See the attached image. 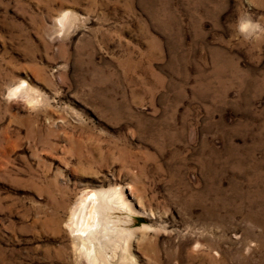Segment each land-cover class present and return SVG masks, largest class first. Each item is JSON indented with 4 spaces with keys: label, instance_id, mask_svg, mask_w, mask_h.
Here are the masks:
<instances>
[{
    "label": "rangeland",
    "instance_id": "1",
    "mask_svg": "<svg viewBox=\"0 0 264 264\" xmlns=\"http://www.w3.org/2000/svg\"><path fill=\"white\" fill-rule=\"evenodd\" d=\"M109 188V264H264V0H0V264H92Z\"/></svg>",
    "mask_w": 264,
    "mask_h": 264
},
{
    "label": "bare ground",
    "instance_id": "2",
    "mask_svg": "<svg viewBox=\"0 0 264 264\" xmlns=\"http://www.w3.org/2000/svg\"><path fill=\"white\" fill-rule=\"evenodd\" d=\"M27 90L23 87L22 94ZM115 209L133 211L132 204L119 188L84 192L77 199L66 221L77 256L84 255L92 264H109L111 259H133L131 241L136 231L145 226L133 230L121 227V221L109 215Z\"/></svg>",
    "mask_w": 264,
    "mask_h": 264
}]
</instances>
